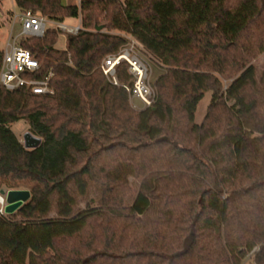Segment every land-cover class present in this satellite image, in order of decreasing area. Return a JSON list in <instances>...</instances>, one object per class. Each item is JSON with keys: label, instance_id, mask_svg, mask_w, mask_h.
Segmentation results:
<instances>
[{"label": "trees", "instance_id": "trees-1", "mask_svg": "<svg viewBox=\"0 0 264 264\" xmlns=\"http://www.w3.org/2000/svg\"><path fill=\"white\" fill-rule=\"evenodd\" d=\"M66 1L0 0L83 28L64 50L51 28L20 41L53 94L0 88V187L31 193L18 217L0 213V264H264V0ZM137 32L162 41L164 69L139 110L128 66L119 85L101 71L129 43L119 33L145 43Z\"/></svg>", "mask_w": 264, "mask_h": 264}, {"label": "built area", "instance_id": "built-area-1", "mask_svg": "<svg viewBox=\"0 0 264 264\" xmlns=\"http://www.w3.org/2000/svg\"><path fill=\"white\" fill-rule=\"evenodd\" d=\"M21 26L20 36L10 39L3 48V61L0 71V88L7 91L26 89L35 95L53 94L50 71L40 78L42 64L33 54L20 45L22 39L43 38L48 29H55L66 36L77 35L83 30L82 24L68 25L56 23L31 12L16 16ZM125 63L132 83L124 85L131 100H138L143 108L152 107L156 92L150 78V65L136 50V43H128L119 53L106 57L101 65L104 76L114 85H119L117 68ZM5 202V204H4ZM5 197L0 195V213L4 214ZM5 215V214H4Z\"/></svg>", "mask_w": 264, "mask_h": 264}, {"label": "rangeland", "instance_id": "rangeland-1", "mask_svg": "<svg viewBox=\"0 0 264 264\" xmlns=\"http://www.w3.org/2000/svg\"><path fill=\"white\" fill-rule=\"evenodd\" d=\"M66 3L79 4L80 0H68V1H66ZM18 15H20V13H18L12 7L11 4H6L5 7L3 8V10H0V45L2 46V48L5 47L6 43L10 39H14V38L20 36L21 26L19 24L18 19L16 20V16H18ZM177 23H178L177 18H174L173 20H171L169 25L164 29L163 34L167 37L172 36L174 27L177 25ZM66 24L71 25V26L79 25V24H81V20L80 19L79 20H71V21L66 22ZM115 33L118 34V32H115ZM119 35H122L123 37H125L129 43H132V42L136 43L137 52L140 54V56L145 61H147V63L151 67L150 68V71H151L150 72V78H151L152 83L154 84L155 80L159 76H161L163 74V71H164V69L158 65L157 58L153 54V52H158L159 49H161L163 47L162 41L158 38H155V39L148 38L144 34L138 33V32L136 33V35L138 37H140L141 40L145 41L146 44L142 43V42L138 41L136 38H134L135 35L132 36V35L124 34V33H119ZM67 38H68V36H66L64 34L60 35L59 42L57 44L58 49H60V50L66 49ZM255 65L258 68L257 69L258 73H261V69L264 65V55H262L259 58V60L255 63ZM211 99H212V95L210 93H208L205 96V98L200 102V104L198 106L197 113H196V117H195V122L197 124H201L203 119L205 118L207 108H208L209 104L211 103ZM130 101H131V105L135 109H137V110L143 109L142 103L139 102L138 100H131L130 99ZM12 130L18 136V138L20 139V141L22 143H24V136L30 132L28 124L24 121L18 122L15 125H13ZM120 170H122V173H123L122 176L127 177L128 180L132 183L133 179L131 177H129L128 175L126 176L125 167L121 168ZM1 191L8 192L10 190L7 189L5 186H3V187L1 186L0 192ZM72 193L74 196L77 197L76 191L73 188H72ZM97 196H98V193L94 189H91L86 201L93 198V197H97ZM84 206H85V203H82L80 205V208H84ZM16 214H14V215L17 216Z\"/></svg>", "mask_w": 264, "mask_h": 264}, {"label": "water", "instance_id": "water-1", "mask_svg": "<svg viewBox=\"0 0 264 264\" xmlns=\"http://www.w3.org/2000/svg\"><path fill=\"white\" fill-rule=\"evenodd\" d=\"M23 144L27 150H33L41 145V140L29 132L24 136ZM0 195L5 197L4 214L7 216L16 214L31 199V193L28 190L1 191Z\"/></svg>", "mask_w": 264, "mask_h": 264}, {"label": "bare ground", "instance_id": "bare-ground-1", "mask_svg": "<svg viewBox=\"0 0 264 264\" xmlns=\"http://www.w3.org/2000/svg\"><path fill=\"white\" fill-rule=\"evenodd\" d=\"M4 204H5V202H4Z\"/></svg>", "mask_w": 264, "mask_h": 264}]
</instances>
